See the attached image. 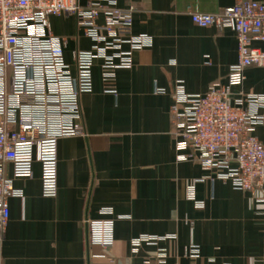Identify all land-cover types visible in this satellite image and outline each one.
<instances>
[{"label": "crops", "instance_id": "obj_1", "mask_svg": "<svg viewBox=\"0 0 264 264\" xmlns=\"http://www.w3.org/2000/svg\"><path fill=\"white\" fill-rule=\"evenodd\" d=\"M236 1L115 0L133 7L132 32L149 41L112 77L100 59L94 62L92 90L79 97L84 134L57 141L54 196L42 193L39 162L25 178L4 165L19 194L8 199L1 264H146L160 248L167 264H264L263 192L235 189L196 161L178 159L170 113L177 85L204 94L226 83L237 60L235 34L199 27L190 12L215 13ZM49 23L54 35L67 38L68 63L76 49L90 48L74 15L51 16ZM244 72L233 90L264 93V69ZM255 134L264 145L263 128ZM88 220L111 221L110 247L88 241ZM141 235L160 238L133 245ZM191 246L197 257L189 256Z\"/></svg>", "mask_w": 264, "mask_h": 264}, {"label": "built area", "instance_id": "obj_2", "mask_svg": "<svg viewBox=\"0 0 264 264\" xmlns=\"http://www.w3.org/2000/svg\"><path fill=\"white\" fill-rule=\"evenodd\" d=\"M62 14L74 15L92 42L73 52L72 64L64 57L67 38L54 35L49 23V17ZM190 19L199 27L231 30L237 60L226 83H213L204 94L175 88L170 113L177 157L196 161L235 189H260L264 195V145L255 134L258 126L264 130V93L233 90L247 67L264 69V49L253 44H264V1L238 0L215 13L190 12ZM132 21L133 7L120 8L115 0H0V245L8 199L19 194L4 165H12L13 177L25 178L39 162L43 195L56 194L57 141L84 134L79 97L92 90L94 62L100 59L105 77H112L113 69L130 67L132 51L149 41L133 34ZM187 194L194 198L193 185ZM87 222L88 241L110 247L111 221ZM159 238L141 235L133 245ZM188 253L197 257L198 249L191 246ZM166 257L160 248L146 264H167Z\"/></svg>", "mask_w": 264, "mask_h": 264}]
</instances>
